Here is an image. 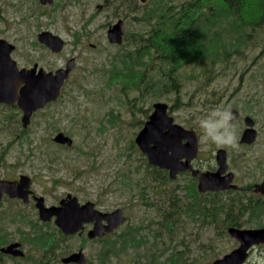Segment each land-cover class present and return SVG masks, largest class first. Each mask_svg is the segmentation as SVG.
Wrapping results in <instances>:
<instances>
[{
    "label": "rangeland",
    "instance_id": "obj_1",
    "mask_svg": "<svg viewBox=\"0 0 264 264\" xmlns=\"http://www.w3.org/2000/svg\"><path fill=\"white\" fill-rule=\"evenodd\" d=\"M115 1L108 0L109 4L105 7V0H53L51 5L41 7L38 0H0V38L17 46L23 64L36 62L46 71H55L70 58L77 61L58 103L38 114L31 126L19 134L20 137L17 132H12L13 123L8 119L11 111L0 109V123H4L0 127V142L12 144V149L18 145L25 154L27 151L35 152L32 158L47 163L55 160L54 166H39L42 171H38L36 177V183L44 188L42 194L48 202L70 193L82 200L95 199L99 210L123 211L126 222L113 238L122 243L123 234L130 228L132 232L139 230L140 233L136 236L137 241L131 240V245L120 247L126 250L114 258L112 264H211L237 247L235 240L222 230L223 224L217 223L221 227L218 229L215 225L206 227L199 224V218L193 222L182 214L163 216L169 210L165 197L167 190L180 192L185 186L191 189L190 177H177L171 182L164 180L157 189L152 188L147 193L143 191V194L132 193L129 189L125 191L122 183L130 180L132 173L135 175L137 167H147L145 157L134 144V138L146 121V115H149L147 112L157 102L166 103L170 108L171 100L176 96H179L180 103L168 113L177 124L198 133L200 155L197 164L200 167L214 163L216 148L221 147L229 152V165L239 187L243 189L264 179V29L253 33L249 50H244L241 58L228 53L227 63L219 61L212 64L205 59V65L181 67L179 93L174 94L167 92L165 86L168 83L159 82L158 69H167V65L160 58L153 59V55L158 57L157 54L151 52L143 56L148 61L147 67L145 61H137L138 64L128 58L135 46L138 47V34L143 30L131 17L141 18V13L152 0H146L144 4L139 0H121L124 3L122 8ZM182 1L167 0L171 4ZM114 4L119 9L115 10ZM97 5H102L103 9L97 10ZM125 6L132 8L130 15L125 14ZM120 19L125 27L123 42L120 46H113L104 33L108 25ZM40 31H49L65 40L64 49L52 54L38 44L35 35ZM74 34L80 35V43L75 44ZM131 36H135V46H132ZM90 44H96V47L91 48ZM114 70L119 75L110 81ZM134 71H143L152 78V85L146 80L151 86L149 90H144V86L141 90L131 88L133 82L130 81L127 85L131 89H122L121 73L129 75ZM154 83L157 84L155 87ZM216 106L240 110L243 116L255 120L260 135L251 149L216 144L205 139L196 121ZM55 116L60 121V128L69 132L75 149L68 150L53 144L50 139L52 132L43 130L45 121L52 123ZM237 126L234 125L235 131ZM34 147H37L36 151ZM49 174L57 176L55 185L42 177ZM152 177L163 180L156 173H152ZM248 197L247 194L225 193L218 195L215 202L223 203L236 198L246 204ZM142 198L154 205L144 208ZM259 214L264 216V206ZM25 215L34 224L28 226V222L24 221V230L23 225L3 230L7 239H18L25 245L27 258L18 259L20 262L16 264H30L29 258L34 257L32 253L41 258L35 246L30 247L28 238L39 231L48 236L54 232L51 225H40L33 214ZM218 215L223 220L224 214ZM3 217L0 216V219ZM253 227L249 224L242 226ZM106 245L104 240L98 242L86 237H70L55 251L52 263L62 264V258L79 250L84 253L87 262L96 263ZM150 248L152 254L147 258L139 253ZM12 263L4 258L3 264ZM245 264H264V245L253 247Z\"/></svg>",
    "mask_w": 264,
    "mask_h": 264
},
{
    "label": "water",
    "instance_id": "obj_2",
    "mask_svg": "<svg viewBox=\"0 0 264 264\" xmlns=\"http://www.w3.org/2000/svg\"><path fill=\"white\" fill-rule=\"evenodd\" d=\"M139 1L145 2V0ZM39 3L43 6L51 5L52 0H39ZM123 34V22L118 20L107 31L108 41L111 44L120 45ZM37 39L40 44L49 48L53 53L60 52L64 46V42L59 37L47 31L41 32ZM11 49L12 46L9 43L0 39V103L8 105L16 103L19 110L23 112L21 123L22 127L26 129L34 111L58 98L61 87L74 67V60H70L65 69H59L55 73L45 72L42 69L38 71L23 70L18 73L9 57ZM20 81L24 83V86L18 94L16 85ZM152 108V113L135 138V144L141 153L147 157L150 165L168 170L170 179H174L178 172L190 169V161L198 155V138L195 131L185 129L174 123L173 118L167 114V104L155 103ZM231 112L234 114V121L238 115L236 111ZM244 124L247 128L243 132L240 142L251 144L256 137V132L252 129V118L246 117ZM52 140L61 145L71 146L73 144L72 139L63 134L55 135ZM183 159L186 161L182 162ZM215 161L218 166L216 172L199 175V191L218 192L237 189L235 185H229L233 174H225L227 170L225 150L218 149L216 151ZM197 174V171H192L193 176ZM29 184V178L23 176L20 178V183L2 182L0 183V197L3 193L11 197L27 194L28 191L25 188L27 189ZM254 192L264 195V183L254 185ZM41 202L40 199V204L39 202L36 204L40 219L49 221L51 217L55 216V224L64 235L76 234L83 230L85 223L95 221L93 229L88 232L87 236L89 239L102 238L125 221L121 210L96 214L91 211L92 204L88 203L79 207L75 199L69 201L65 207L60 205V207L49 209L45 208ZM102 221L105 222V225H102ZM227 232L239 245L211 264H243L251 247L264 244V227L258 229L231 227L227 229ZM0 252L12 257H24V252L20 249L19 243L0 248ZM61 262L63 264H87L81 250L62 258Z\"/></svg>",
    "mask_w": 264,
    "mask_h": 264
},
{
    "label": "trees",
    "instance_id": "obj_3",
    "mask_svg": "<svg viewBox=\"0 0 264 264\" xmlns=\"http://www.w3.org/2000/svg\"><path fill=\"white\" fill-rule=\"evenodd\" d=\"M118 1L120 4L123 3L121 0ZM114 9L117 10V7ZM132 12L133 10L130 14ZM141 15V18H132L143 29L138 34V47L144 48L143 52L147 54L151 52L157 54L158 57L152 54L153 59L160 58L161 62L167 65V69H158L159 82L168 83L165 86L167 92L178 94L181 67L190 64L205 65V59L210 60L212 64H217L219 61L227 63L228 53L241 58L244 50H249L253 33L258 29H264V0H184L177 4L168 3L167 0H152L150 6ZM143 56L145 54H142L139 59L135 53L128 54V58L134 63L141 60L144 62ZM150 62L153 61L150 60ZM141 73L143 71H134L129 75L121 73L122 89H140L143 79L150 81L152 85V78L150 79L146 73L142 76ZM118 75L119 72L114 70L110 81L117 79ZM128 81L133 82L131 88L127 85ZM153 85L155 87L157 84ZM179 103V96L172 99L171 110L174 109L175 104L178 106ZM147 116L148 114L146 118ZM254 200L255 202L248 199L246 204L236 198L225 200L223 203L216 202V213L212 217L215 220L217 216L215 222L224 224L222 230L231 226L242 227L248 224L260 227L264 216L259 214V211L263 210L264 200L263 202L260 199ZM259 208L261 209L257 211ZM221 213L224 214L223 220L218 215ZM172 214H177L175 208H171L163 216L169 217ZM139 233V230L132 232L130 228L123 234L122 243L116 241L113 234L106 235L104 243L107 245L102 249V256L96 263L90 260L88 264H112V260L126 250L120 247L131 245V240L137 241L136 236ZM53 237L39 231L34 237L28 238L30 247L35 246L36 251H39L41 255L38 259L32 253L34 257L29 258L30 264H55L52 263V257L55 251L60 249V242L57 237L55 240ZM139 253L147 258L152 254V250L150 248L146 252ZM4 258L13 261L12 264L20 262L18 259L0 256V264H3Z\"/></svg>",
    "mask_w": 264,
    "mask_h": 264
},
{
    "label": "flooded vegetation",
    "instance_id": "obj_4",
    "mask_svg": "<svg viewBox=\"0 0 264 264\" xmlns=\"http://www.w3.org/2000/svg\"><path fill=\"white\" fill-rule=\"evenodd\" d=\"M115 3L120 8H122V6L124 5V3L120 4L118 0H116ZM108 4H109L108 0H105V5H106L105 7H107ZM99 6H100L99 10H102L103 6L102 5H99ZM41 7H45V6H41ZM115 7H116V5L114 4V8ZM119 7H117V9H119ZM124 9H126L125 14L130 15L132 8L125 6ZM126 15H124V16L129 18ZM131 19H132V17H131ZM113 24L108 25L106 30H105L104 34L106 35L105 38L107 39V41H108L107 31ZM123 25H124V21H123ZM124 29H125V27H124ZM41 32L42 31L38 32V34L35 35V38H36L38 44H40V43H39L37 38ZM79 36H80L79 34H74V40L76 39L75 44L80 43L81 39L79 38ZM131 37L133 39L132 40V46H135V42H136L135 36H131ZM123 38L124 37H122V42H123ZM63 42H64V46H63L62 50L64 49V47L66 45V41L63 40ZM8 43L12 46V49L10 50V53H9V57L13 61V64H14L16 71L18 73L20 71H23V70H25V71H32V70L38 71L39 69H42L45 72L55 73L57 70L65 68L66 64L70 60H74V67L70 71L68 78L65 80L63 86L61 87L60 95H62V89H63L64 85L66 83H68V81L71 77V74L74 71L75 66L77 64V61L75 58H70L69 60H67L66 64H64L65 66L62 65V67H60L59 69H57L55 71H46L43 68H41L36 62H29L27 64H23L21 59H20V56L18 54L17 46L14 45L13 43H10V42H8ZM108 43L111 44L109 41H108ZM40 45L43 46L45 49L49 50L52 54H58L59 53V52L53 53L46 46H44L42 44H40ZM111 45L120 46V45H115V44H111ZM90 47L95 48L96 44H90ZM135 47L136 48L133 51H131V53H135L137 58L141 59L142 54H145V56L147 55V52H143L144 48L137 47V46H135ZM144 65H145V67L148 66L147 60L145 61ZM141 75L144 76L145 72L141 73ZM20 80H23V79H20ZM14 84H15V82H14ZM16 86H17L16 92L19 94L21 89L24 86V83L22 81H20V83ZM141 86H144V90H146V91L149 90L151 87L145 79H143L141 81ZM60 95L58 96V98H60ZM58 98L55 101L48 102L42 108H39L36 111H34L30 116V123L26 129L22 127V123H21L23 112H21L19 110L16 103L11 104V105L0 103V109H5V110L11 111V115L8 117V119L10 122L13 123L12 132L13 133L17 132V136L20 137L19 134L23 130H27L31 126L32 121L34 120V118L38 114L43 112L45 109L52 107L58 103L57 102ZM151 111H152V108L149 110L148 113H151ZM230 111H236L237 115H238V118L236 120L232 121L233 125H235V124L238 125L237 131H236V135L238 138L236 145L240 148H245L246 150L251 149L254 146V144L256 143V141L259 139V135H260L258 127L255 123V120L252 119L253 120L252 129H254V131L256 132V137H255L254 142L251 144L241 143L240 142L241 137L243 135V132L247 128L246 125L244 124V119L248 116L247 115L243 116L241 114L240 110H237L234 108L231 109ZM59 113L62 114V112H59ZM2 119H4V118H2ZM59 122L60 121L56 120V116H55L52 123H50V121L47 120V121H45V123L42 127L44 131L49 129V131L52 132L51 137H50L51 140L57 134H63L67 137H70L69 132L67 130L60 128ZM3 124L4 123H0V127ZM196 134H197V138H198V155L195 159L190 161V163H189L190 169H188L186 171L178 172L174 179H170L168 170L153 167L152 165H150L148 163V160L145 157L144 158V164L147 167L146 168H138L137 167L136 171H135V175H133V173H132V175L129 176L130 180L123 181L122 184L124 186L125 191H126V189H129V191H131L132 193H135V194L142 193L143 194V191L145 193H147L149 191L151 192L152 188L157 189L159 187V185L164 183V180L167 182H171V181H175V179L177 177H181V176L182 177H186V176L190 177L192 180L190 182L191 183V189L188 188L187 186H185L184 188H182L180 186L181 187L180 192H178V190H176V192H174V190H167V192L165 193V197L167 200L166 201L167 207H169V210L171 208H175L177 211V214L178 213L182 214V217H190L193 220V222H195L196 219L199 218V219H201V222L199 224H204V226H206V227L215 225L216 228L219 229L221 227H219L218 224L215 222L217 219V216H215V220L212 217L216 213V209H217L216 202H215L217 195L225 194V193H233V194H238V195L247 194L249 196L248 199H250L252 201H254V199H260V201L263 202L264 195H262L261 193L254 192V185H260V184L264 183V179L261 180L260 182L256 181L254 184H249V185L245 186L243 189L241 187H239L236 184L235 174L231 170L230 165H229V161H230L229 152H227V150H225L224 148L220 147L221 149H224L226 152L227 170H226L225 174H229V173L233 174V178H232L229 185H235L237 187V189H235V190L230 189V190L223 191V192L199 191V189H198L199 175L200 174H206V173H214L217 171L218 166H217V163L215 161V158H214V163H212L211 165L200 167L197 164L198 159H199V155H200L199 154L200 153V143H199L198 133H196ZM183 142H185V141H183ZM52 143L57 145V146H60L62 148L68 149V150H72V148L75 149L74 143L71 146L61 145V144L55 143L53 141H52ZM10 145H12V144H5V142H0V183H2V182L20 183V178L23 176V177L29 178L30 184H29V187L27 189L25 188V190L28 191L27 194H21V196L17 195L15 197H11L10 195L3 193L0 197V216H4L2 218V220L0 219V248L6 247V246L14 244V243H19L20 249L24 252L25 245L21 241H19L18 239H16V240L7 239L6 238L7 233L3 232V230L11 228V227L12 228H21L22 225L25 223L24 221L28 222V226L34 224V223L30 222L29 220H27V217L25 214H33L34 217L36 218L37 222L40 225H43L46 227L48 225H51L54 232L49 233V236L57 237V239L60 242V245L62 242L66 241L67 238H70V237H77V238L86 237L87 238V234L90 230L93 229V227L95 225V221L85 223L83 231L75 234L74 236L66 237L61 233L60 229L56 226V224H55L56 217L55 216L51 217V219L49 221H43L40 219L39 211H38L37 205H36L38 202L40 204V199L42 201L41 202L42 205L47 209H49L51 207H60V205L65 207L69 201H72V199H75L76 203L79 207H82L88 203L92 204L93 206H92L91 211H94V213H96V214H99V213L100 214H106V213H112L116 210H121V209H115L111 212H105V211L98 209L99 207H98L97 201L95 199H90V200L84 199V200H82L79 197H77L73 194H70V193H66V194L59 196L53 202H48L46 197L43 196V194H42L44 188H42L40 184L38 185L36 183V179H37L36 177H37V172L42 171L41 169H38L39 166H42V165L54 166L55 160L52 159L47 163V162H44L42 159L32 158L35 156V152L27 151V154H25V152L23 150H20L18 145H16V147L14 149L10 148ZM34 149L36 151L37 147H34ZM217 149L218 148H216V150ZM26 155H29V157L26 158ZM245 156H247V154H245ZM185 161H186L185 159L182 160V162H185ZM244 169H246V166H244ZM158 171L161 173H159ZM192 171H197L198 174L196 176H193ZM152 173H156V174L161 175L163 180L153 178ZM249 175H251V174L249 173ZM262 175H264V174H262ZM42 177H46L47 179H49L50 183L52 185H55L57 183V181H56L57 176L56 175L49 174L47 176H42ZM140 200H141V204L144 208L147 206L151 207L154 205L153 202L148 203V201H145L144 198H142ZM170 200L172 203H170ZM262 204H264V202ZM169 210L167 212H164V213L167 214L169 212ZM122 214L124 216L123 211H122ZM204 221L206 223H204ZM102 225H105L104 221H102ZM262 226L264 227V224H262L260 227H262ZM25 228H26V226L23 225L22 230H24ZM33 229H36V228H31V230H33ZM101 239L102 238H94V239H91V241L97 240L98 242H102ZM237 245H238V243H237ZM258 246H260V245H258ZM253 247H255V246H253ZM253 247H251L250 250ZM250 250H248V251H250ZM0 256H7V255H2L0 253ZM247 259L245 260V263H246Z\"/></svg>",
    "mask_w": 264,
    "mask_h": 264
},
{
    "label": "clouds",
    "instance_id": "obj_5",
    "mask_svg": "<svg viewBox=\"0 0 264 264\" xmlns=\"http://www.w3.org/2000/svg\"><path fill=\"white\" fill-rule=\"evenodd\" d=\"M234 114L228 107L216 106L204 116L197 118V125L202 129L205 139L212 143L235 146L237 135L232 124Z\"/></svg>",
    "mask_w": 264,
    "mask_h": 264
}]
</instances>
